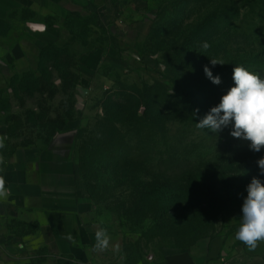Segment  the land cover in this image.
<instances>
[{"label":"rangeland","instance_id":"rangeland-1","mask_svg":"<svg viewBox=\"0 0 264 264\" xmlns=\"http://www.w3.org/2000/svg\"><path fill=\"white\" fill-rule=\"evenodd\" d=\"M79 14L83 28L78 33L85 31L86 36H73L63 24L58 42L75 57L78 80L71 89L66 91L56 77L55 91L15 96L10 87L0 90V136L5 143L0 149L4 161L0 176L15 155L42 151L54 138H71L80 146L86 128L103 115L108 93L144 85L161 93L160 109L171 116L168 138L179 145H194L193 150L201 153L198 158L229 159L231 155L255 152L249 141L230 135L231 123L215 133L199 132L190 123L180 124L176 100L165 103L163 99L178 92L167 56L185 49L181 47L188 51L183 82L190 91L211 94V108L235 86L232 75L236 66L264 79V0H105L100 7L91 4ZM204 42L210 45L207 50L202 47ZM213 58L225 64L213 66ZM205 66L213 76L220 77V84L206 76ZM229 143L231 147H226ZM256 153L254 163L264 157V148ZM244 172L230 180L240 191ZM189 190V186L175 190V197ZM226 193L219 186L208 196L228 205ZM94 207L86 219L88 248L46 264H166L170 257L216 240L225 242L227 264H264V242L249 251L235 238L242 222V212L237 208H216L209 201L174 200L159 210L158 216L132 225L125 215L114 212L113 201ZM100 229L107 230L110 237L104 251L95 247V233ZM39 259L42 264L47 258Z\"/></svg>","mask_w":264,"mask_h":264},{"label":"trees","instance_id":"trees-1","mask_svg":"<svg viewBox=\"0 0 264 264\" xmlns=\"http://www.w3.org/2000/svg\"><path fill=\"white\" fill-rule=\"evenodd\" d=\"M66 26L77 38L86 36L85 31L78 33L83 28L81 14L69 16ZM181 48L185 49L182 51ZM181 48L175 55L167 56L170 58L168 69L178 92L169 95V99L162 96L163 101L176 100L180 107V124L190 123L199 132H209L197 128L196 123L209 113L212 95L186 88L183 70H188V51L186 47ZM166 50L172 52V49ZM74 72L75 57L70 49L48 45L40 53L38 72L15 76L10 89L15 96L21 92L42 94L46 90L55 91L57 77L68 91L78 80ZM160 94L149 85L108 93L103 115L86 128L79 146L78 170L90 200L97 206L113 201L114 212L125 215L132 225H140L156 214L158 216L159 210L174 200L179 203L184 200L209 201L216 208L233 207L241 211L252 178L264 183V174H261L258 163H254L257 153L231 155L229 159L222 156L210 160L198 158L201 153L193 150L194 145H179L168 138L171 116L160 109ZM225 146L231 147V143ZM243 169L240 191L230 180ZM185 186L190 187L188 193L175 197L174 191H182ZM219 186L227 192L228 205L209 197L211 189ZM41 262L38 258L32 264Z\"/></svg>","mask_w":264,"mask_h":264},{"label":"crops","instance_id":"crops-1","mask_svg":"<svg viewBox=\"0 0 264 264\" xmlns=\"http://www.w3.org/2000/svg\"><path fill=\"white\" fill-rule=\"evenodd\" d=\"M101 2L0 0V90L9 89L15 76L38 72L41 51L58 45L68 17ZM78 166L79 145L66 137L10 160L1 173L11 194L0 199V264H32L41 257L46 264L88 248L86 219L95 205ZM224 246L220 240L200 243L166 264H227Z\"/></svg>","mask_w":264,"mask_h":264},{"label":"clouds","instance_id":"clouds-1","mask_svg":"<svg viewBox=\"0 0 264 264\" xmlns=\"http://www.w3.org/2000/svg\"><path fill=\"white\" fill-rule=\"evenodd\" d=\"M207 50L210 45L202 44ZM213 66L225 64L223 60L211 59ZM206 76L214 83L220 84L219 76H213L212 71L205 66ZM234 81L220 103L212 107L208 114L196 123L197 128L208 129L213 133L222 127L233 125L230 135L234 138L250 142V149L260 152L264 148V79L257 73L250 72L242 66L233 69ZM5 147L4 137L0 136V149ZM4 161L0 158V164ZM261 174H264V157L258 160ZM247 196L242 204V222L235 233V238L241 241L249 251H255L260 242H264V183L253 177L247 185ZM11 190L5 187V180L0 176V199H6ZM110 237L107 230L100 229L95 233V247L104 251L109 247Z\"/></svg>","mask_w":264,"mask_h":264},{"label":"water","instance_id":"water-1","mask_svg":"<svg viewBox=\"0 0 264 264\" xmlns=\"http://www.w3.org/2000/svg\"><path fill=\"white\" fill-rule=\"evenodd\" d=\"M154 19V18H153ZM113 32H115V30L113 29ZM87 93V91H85Z\"/></svg>","mask_w":264,"mask_h":264}]
</instances>
